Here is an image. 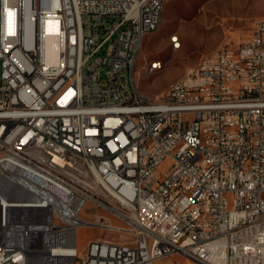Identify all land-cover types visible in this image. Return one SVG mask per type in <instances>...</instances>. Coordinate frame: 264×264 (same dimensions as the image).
Instances as JSON below:
<instances>
[{"label":"built area","instance_id":"built-area-1","mask_svg":"<svg viewBox=\"0 0 264 264\" xmlns=\"http://www.w3.org/2000/svg\"><path fill=\"white\" fill-rule=\"evenodd\" d=\"M162 8L0 0V264H264V19L150 96ZM81 226L114 234L79 256Z\"/></svg>","mask_w":264,"mask_h":264},{"label":"rangeland","instance_id":"rangeland-1","mask_svg":"<svg viewBox=\"0 0 264 264\" xmlns=\"http://www.w3.org/2000/svg\"><path fill=\"white\" fill-rule=\"evenodd\" d=\"M260 19H264V0H163L160 24L144 37L133 69L136 89L150 96L160 94L217 47L229 45L236 48L249 37L254 23ZM173 33L178 35V49H172L168 41ZM151 61L160 62V70L149 73L146 67ZM170 164L167 157L158 172L162 174ZM91 209L86 203L80 217L92 220ZM112 225L123 226V223L113 220ZM112 234L97 228L78 227V255H84L90 241L109 238ZM119 238L122 237L119 235ZM173 263L190 264V261L180 255H171L154 264Z\"/></svg>","mask_w":264,"mask_h":264},{"label":"bare ground","instance_id":"bare-ground-1","mask_svg":"<svg viewBox=\"0 0 264 264\" xmlns=\"http://www.w3.org/2000/svg\"><path fill=\"white\" fill-rule=\"evenodd\" d=\"M163 1V0H162ZM148 5H157V0H148ZM161 11L162 9H156L155 10V19H158V26L160 24V19H161ZM158 27H155V25H148V32L149 34L154 32ZM172 35L169 36V38H171ZM169 44L171 46L172 49H178L179 48V40H178V44L177 46H175V42L174 40L168 39ZM154 62H158V61H154ZM135 64H130V71H133ZM149 73H152L153 71L157 70V69H147ZM190 74V69L187 70V72L185 73V75L180 79V80H185L186 75ZM165 91V90H164Z\"/></svg>","mask_w":264,"mask_h":264}]
</instances>
